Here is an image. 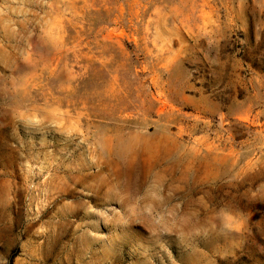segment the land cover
<instances>
[{"label": "rangeland", "instance_id": "obj_1", "mask_svg": "<svg viewBox=\"0 0 264 264\" xmlns=\"http://www.w3.org/2000/svg\"><path fill=\"white\" fill-rule=\"evenodd\" d=\"M0 264H264V0H0Z\"/></svg>", "mask_w": 264, "mask_h": 264}]
</instances>
